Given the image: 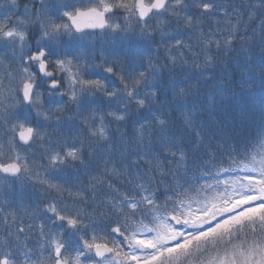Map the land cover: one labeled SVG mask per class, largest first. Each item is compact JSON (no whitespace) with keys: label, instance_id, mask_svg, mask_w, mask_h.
Returning a JSON list of instances; mask_svg holds the SVG:
<instances>
[{"label":"snow or ice","instance_id":"snow-or-ice-1","mask_svg":"<svg viewBox=\"0 0 264 264\" xmlns=\"http://www.w3.org/2000/svg\"><path fill=\"white\" fill-rule=\"evenodd\" d=\"M0 264H264V0H0Z\"/></svg>","mask_w":264,"mask_h":264}]
</instances>
